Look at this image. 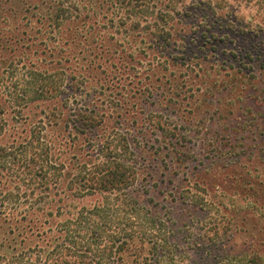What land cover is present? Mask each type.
<instances>
[{"label": "trees", "instance_id": "1", "mask_svg": "<svg viewBox=\"0 0 264 264\" xmlns=\"http://www.w3.org/2000/svg\"><path fill=\"white\" fill-rule=\"evenodd\" d=\"M19 3L25 6L21 11L31 10L35 25L42 24L29 31L34 54L42 59L34 63L26 84L0 94V264H188L191 253L199 261L222 256L218 264H264V223L253 213L240 221L205 224L201 215L208 192L196 185L197 191L190 189L187 157L176 147H182L176 141L180 127L162 120L159 113L164 108L158 107V97L153 98L158 92L128 98L125 81L142 75L140 64L146 54L153 58L162 54L159 42L183 38L177 34L190 26L184 1ZM181 10L183 17L174 20ZM176 27L181 30L175 31ZM25 34L23 30L21 35ZM130 59L133 63H127ZM223 62L218 67L233 69ZM147 64L151 66L144 71L147 85L162 86L161 93L185 88L174 75L164 82L162 65H156L158 73L152 62ZM258 68L264 73V66ZM261 71L253 95L224 107L212 96L230 93L227 88L234 90L236 79L221 82L195 76L199 91L188 89L189 99L195 93L198 98L192 112L202 104L214 106L197 123L223 118L218 122L222 127L238 125L240 110L250 112L242 100L257 101L264 93ZM141 83H133V88L139 91ZM141 103L147 114L139 117L136 109ZM150 142L175 155L174 162L171 157L167 162L182 172L184 188L170 194L144 190L143 181L152 176L144 163L154 157L140 145ZM154 154L156 159L166 157ZM239 162L222 167L234 181ZM220 177H214L219 180L211 190L234 186L223 184ZM166 197L170 206L161 203ZM183 210L188 214L186 225L178 216L169 219ZM183 232L185 236L177 239Z\"/></svg>", "mask_w": 264, "mask_h": 264}, {"label": "rangeland", "instance_id": "2", "mask_svg": "<svg viewBox=\"0 0 264 264\" xmlns=\"http://www.w3.org/2000/svg\"><path fill=\"white\" fill-rule=\"evenodd\" d=\"M183 1L189 8L187 11L191 17L188 18L190 26L184 27L182 32L177 34L183 38L171 37L169 44L166 40L160 41L162 54L159 52L155 58L146 54V58H143L140 64L142 75L127 77L125 81L129 85L128 98L142 99L141 96L147 92L151 94L158 92L159 94H154L153 98L158 97L157 103L160 104L158 107L164 108V112L159 113L162 120L167 118L170 123L180 127L176 141L182 147L179 148V145L176 147L187 157L185 164L192 174L188 185L193 192L197 191L198 187L208 192L207 206L201 215L206 217L205 224L221 220L240 221L246 216H251L252 213L255 218L264 223V93H260L257 96L258 99L255 97L257 101L249 99L250 101L243 102L242 100V106L250 112L241 114L242 110H240L238 115L242 119L238 121V125L229 129L222 127L223 123H218L223 122V118H216V120L205 118L197 123L206 114L210 115L214 106L202 104L197 107L196 112H192L197 93L193 95L194 98H188V94L191 95L188 89L197 88L200 84L193 80L199 78H211L221 82L236 79L234 84L236 88L234 90L231 87L227 88L230 89V93L220 92L212 96L218 100L220 107L231 105L237 100L241 101V97L253 95L258 90L261 71H258V67L264 66V0ZM20 2L22 3V0ZM209 2L210 7V4H207ZM23 8L25 9L24 5ZM23 8L19 0H0V94L11 93L19 88L21 82L26 84L29 74L35 68L34 63L42 59L39 54H34L33 32H29L32 28L42 27V24L35 25L31 10L24 12L21 11ZM183 11L179 12L181 14L174 15V20L183 17ZM20 24L22 26H19ZM23 30L26 31L24 36L21 35ZM180 30L176 27L175 31ZM166 58L168 60H165ZM148 61L153 63L152 68L158 73H161V70L157 69L156 65L160 64L166 69L164 82H167L169 75H174L177 82H184L185 88L170 89V93L166 91L161 93L162 86L159 89L156 85H147L149 82L144 79L147 77L144 71L148 67L151 68L147 64ZM223 61L231 64L233 69L230 68L231 70L228 71L225 67H218V64L224 63ZM127 63H133V61L130 59ZM227 64L225 66H228ZM239 66L243 69L237 72ZM195 76L199 78H194ZM249 76L255 79L251 80ZM141 80L143 86L138 91L133 88V83ZM207 94L210 95V93ZM176 95H178L177 100L173 98ZM181 99L185 100L181 101ZM169 101L176 102L169 104ZM127 108L132 110V102H128ZM139 108L141 109H136L138 116H145L147 112L142 110V103ZM148 108L151 110L154 107L148 105ZM231 120H233L232 117H230ZM151 138L155 139L154 136ZM151 143L140 145L152 152L154 157V160L144 163L152 175L150 179L143 181L144 190L152 194L155 191H168L167 193L170 194L171 190L184 188L187 183L182 182V172L178 173L172 168L174 164L167 162L170 157L174 162L175 155H170L165 149L157 150V147H152ZM233 151L237 153L233 154ZM156 152H162L166 157L162 158L163 155H161L156 159L157 154H154ZM236 159L240 162L234 169L237 174L234 181L230 171H222V167L225 166L226 169V164ZM210 173L213 174L212 177ZM219 174L223 184L226 182L234 186L211 190L215 183L218 184L219 179L214 177ZM164 201L161 203L165 206L172 204H168L170 201L168 197ZM168 216L169 219L178 216L180 221H183V225L187 223L186 211ZM163 219L165 220L166 217ZM183 230L186 231L187 227ZM182 235L184 237L185 232L176 235V238H181ZM191 254L193 257L188 260V264H218L222 258L218 256L210 261L208 259L199 261L198 256Z\"/></svg>", "mask_w": 264, "mask_h": 264}]
</instances>
